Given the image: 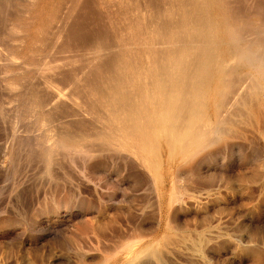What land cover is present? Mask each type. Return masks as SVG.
<instances>
[{"label": "rangeland", "instance_id": "374dc122", "mask_svg": "<svg viewBox=\"0 0 264 264\" xmlns=\"http://www.w3.org/2000/svg\"><path fill=\"white\" fill-rule=\"evenodd\" d=\"M93 1L77 0L78 7L71 0H0V264H95L103 251L111 250L118 240L139 232L146 240L157 227L153 185L135 177L119 153L83 156L85 161L78 153L50 149V129L82 131L78 124L86 106H78L77 111L70 94L71 100L67 95L56 105L45 104L43 100L50 97L51 88L61 84L51 81L50 72L41 80L43 74L38 76L31 67L36 68L34 65L41 61L53 66L59 60L95 50L99 35L106 31L102 42L114 43L115 37L103 24V10ZM246 1L228 0V4L233 10L242 9L246 21L260 17L264 21V0ZM61 3H68L69 7ZM82 5L89 6L83 8L86 15L77 11L82 10ZM72 8L76 9L70 12ZM89 13L93 15L90 17ZM111 53L102 56L98 63L109 60L106 58ZM34 56L40 57L39 61ZM77 62L76 66L83 63ZM70 68H62L65 72L60 69L59 74L66 76L63 80H75L76 90L82 91L84 84L77 77L81 74ZM227 94L230 100L232 93ZM235 105L231 109L232 125L227 128L229 134L215 144L206 166H199L198 174L184 173L178 185L167 190L163 223L169 226L170 233L163 242L145 248L130 264H264V109H257L255 115L248 109H238V103ZM41 116L46 120H41ZM50 119L56 122L53 124Z\"/></svg>", "mask_w": 264, "mask_h": 264}, {"label": "bare ground", "instance_id": "6f19581e", "mask_svg": "<svg viewBox=\"0 0 264 264\" xmlns=\"http://www.w3.org/2000/svg\"><path fill=\"white\" fill-rule=\"evenodd\" d=\"M71 1L77 2V0ZM93 2L103 10L104 18L103 16L100 18L103 19L108 32L116 38L115 40L112 38L114 43L102 42V37H107L105 30V33L99 35L101 38L95 44L92 43L95 45V50L91 47L93 51L81 50L83 53L80 57L66 60H59L61 56L57 55L59 63H53V66L51 63L47 66L41 61L40 65L36 63L37 65H34L36 68L32 66L31 69L33 68L32 71L38 76L40 73L43 74L41 80L48 72L51 73L49 75L51 81L61 84L60 87H53L55 85L51 84L53 87L49 93L51 95L47 100H43L45 104L49 103L52 106L71 95L77 111L78 106L82 108L86 106L85 115L81 113L83 118L80 117V123H77L82 131L75 132L72 129L74 133H67L62 132L63 130L60 132L58 127L59 131L50 129L52 131L50 149H65L80 154L82 158L85 156L89 158L99 153L108 152L111 156L119 153L124 163L131 168L126 166V169H130L135 177L142 178L147 185H153L151 193L156 199L158 224L151 237L145 240L142 232L124 237L118 240L111 250L105 249L104 255L95 263L130 264L145 248L163 242L170 233L169 226L163 223L165 213L163 199H166L167 190L174 189L184 173L198 174L199 166H206V162L212 157L215 144L229 134V126L233 122L231 109L236 107L235 104L238 103V109L244 111L248 109L252 114L257 113V109H264V21L260 20L261 17L259 20L246 21L242 18L244 16L242 9L241 11L231 9L228 0H94ZM65 5L68 6V3ZM83 5L82 10L77 11L82 12L85 7ZM77 6H80L79 3ZM76 8L70 9V12ZM67 10L69 11V9L65 11ZM92 12L94 14V11ZM89 14L90 17L93 15ZM94 22L93 24L96 25L97 22L96 24ZM95 29L96 27L92 30ZM55 37L59 38L57 35ZM53 38L51 37L52 40ZM108 38L111 39L110 35ZM108 38L107 40H110ZM47 42L50 48L52 46L50 40ZM85 42L87 44L88 40ZM44 47H48V43ZM71 53L73 54V50ZM110 53L111 56L106 58L109 60L98 63L102 56ZM34 57L37 59V56ZM49 58L52 59L54 56ZM55 60L53 59L54 62ZM79 60L83 63L79 62L76 66ZM67 66L75 67L76 69L69 70L78 71L82 75H77L84 84L82 91L76 90L75 80L72 81L70 77L63 80L65 75L59 74V70ZM227 93H232L230 100L228 99L230 97L226 96ZM226 97L229 101L225 99ZM69 101L67 102L70 103ZM38 105L41 107V104L36 106ZM41 117V120H46L45 117ZM50 118L54 119V117ZM55 152L57 151H54V155ZM102 247L105 248L103 245Z\"/></svg>", "mask_w": 264, "mask_h": 264}]
</instances>
